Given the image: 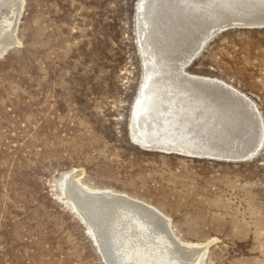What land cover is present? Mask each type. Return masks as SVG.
<instances>
[{
  "label": "rangeland",
  "instance_id": "obj_1",
  "mask_svg": "<svg viewBox=\"0 0 264 264\" xmlns=\"http://www.w3.org/2000/svg\"><path fill=\"white\" fill-rule=\"evenodd\" d=\"M137 2L23 0L0 56V264H105L64 195L73 172L159 211L179 242L205 246L199 264H264V138L239 162L130 139ZM186 71L249 98L264 131V28L214 35Z\"/></svg>",
  "mask_w": 264,
  "mask_h": 264
},
{
  "label": "bare ground",
  "instance_id": "obj_2",
  "mask_svg": "<svg viewBox=\"0 0 264 264\" xmlns=\"http://www.w3.org/2000/svg\"><path fill=\"white\" fill-rule=\"evenodd\" d=\"M22 9L23 0H0V56L18 43ZM228 26L264 28V0H138L142 78L129 116L134 144L222 162L245 161L260 149L264 131L254 103L220 80L186 71ZM78 175L64 178V195L105 264L200 263L205 246L179 242L159 211L124 194L89 190Z\"/></svg>",
  "mask_w": 264,
  "mask_h": 264
},
{
  "label": "water",
  "instance_id": "obj_3",
  "mask_svg": "<svg viewBox=\"0 0 264 264\" xmlns=\"http://www.w3.org/2000/svg\"><path fill=\"white\" fill-rule=\"evenodd\" d=\"M135 19V18H134ZM232 28V26H228L226 29L227 30H229V29H231ZM235 28H237V27H235ZM248 28V27H247ZM246 28V29H247ZM256 28V27H255ZM258 28H260V27H258ZM242 29H244V28H242ZM222 32H224V31H222ZM219 32H217V33H215V34H218ZM221 33V32H220ZM134 35H135V40H136V46H137V50H138V42H137V39H136V32H135V20H134ZM138 54H139V51H138ZM139 58H140V54H139ZM140 62H141V60H140ZM255 155V154H254ZM254 155H251V157H253ZM251 157H248V158H246L245 160H247V159H250ZM210 160H212V159H210ZM239 160H241V159H239ZM230 161H232V160H230ZM85 228H86V226H85ZM93 243V242H92ZM95 248H96V246H95ZM96 250H97V248H96ZM97 252H98V250H97ZM99 253V252H98ZM99 255H100V253H99Z\"/></svg>",
  "mask_w": 264,
  "mask_h": 264
}]
</instances>
